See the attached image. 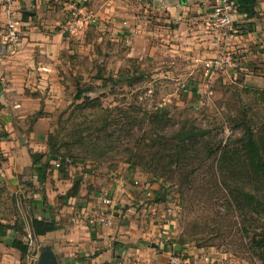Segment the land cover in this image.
<instances>
[{
	"label": "rangeland",
	"instance_id": "obj_1",
	"mask_svg": "<svg viewBox=\"0 0 264 264\" xmlns=\"http://www.w3.org/2000/svg\"><path fill=\"white\" fill-rule=\"evenodd\" d=\"M111 1H82V5L70 9V21L63 28L67 34H78L86 28L87 34L99 35L98 43L90 48H77L81 43H72L74 55L60 67L61 82L71 98L53 106L50 113L41 159L50 165V177L56 171L70 178L72 185L80 184L81 197L73 200L76 209L82 204L76 213L78 216L81 212L80 219L93 211L94 198H109L114 206L109 214L113 224L106 227H115V217H128L144 229L150 245L171 248L173 254L184 259L195 249L199 261L206 264H263L252 240L256 232H262L264 220L253 215L259 223L255 224V232L249 229V223L230 201L225 185L218 180L216 156L210 157L207 151L209 147L218 149L220 155L228 143L235 145V140L244 135V129L237 125L245 121L252 124L258 139L264 140V106L257 95V91L264 90V69L239 71V56L225 51L215 58L230 57L231 65L217 72L206 68L213 57L200 64L187 58L176 62L160 56L145 58V54L129 57V40L117 36L112 23ZM122 1L125 9L132 2L130 11L138 12L140 21L161 24L146 7V0ZM84 7L87 11L82 10ZM99 11L102 13L97 15ZM77 20V28L70 32L71 22ZM157 25H153L155 30ZM236 35L219 34V38ZM78 86L89 91L86 96L91 100L100 98L101 105L92 102L84 107L82 101H75ZM159 112L166 114L168 123L164 130L155 131L149 116ZM17 120L13 117L10 121L27 129ZM30 120L35 121L34 115ZM3 127L0 119V130ZM181 128L208 133L206 144L197 148L188 166L169 169L170 153L151 149L148 144L156 134L171 135ZM55 164H60L59 169ZM149 165L157 166L158 172L149 171ZM185 177H190L188 181L193 184H185ZM20 189L25 194L32 192L30 186ZM22 192L11 196L4 190L0 194V212L10 219L15 217L20 225L26 222L20 219L15 201ZM148 193L152 196L147 197ZM66 197L70 198L69 193ZM84 206L88 210L82 213ZM39 245L32 240V254ZM158 251L162 252L160 248Z\"/></svg>",
	"mask_w": 264,
	"mask_h": 264
},
{
	"label": "crops",
	"instance_id": "obj_2",
	"mask_svg": "<svg viewBox=\"0 0 264 264\" xmlns=\"http://www.w3.org/2000/svg\"><path fill=\"white\" fill-rule=\"evenodd\" d=\"M82 1L87 2L19 0L15 10L20 40L18 44L11 45L4 37L6 20L0 0V119L4 124V130H0V194L5 190L13 196L22 192V187H32L31 193L22 192L23 195L15 201L22 215L20 219H25L26 224L20 225L15 217L10 219L0 212V227L14 228H2L5 233L0 236V264H37L42 249L46 247L52 250L59 264H167L172 249L153 243L150 245L144 229H139L138 222L128 217H115L113 228L89 227L87 217L80 219L81 212L76 215L82 204L77 209L73 204V200L76 202L81 197L80 189L76 196L67 198L73 186L70 178L56 171L50 177V165L41 160L53 106L71 98L61 82L60 67L68 63L66 58L74 55L72 43H81L77 48H90L98 43L99 34H87L86 28L78 34H67L63 30L70 21V9L82 5ZM217 1L146 0V7L161 22L159 25L153 24V21H140L138 12L130 11L132 2L125 9L122 0H112L110 11L116 35L129 40V57L145 54V58L160 56L176 62L186 61L187 58L200 64L225 51L239 56V71L264 69V0H253L244 12L236 7L234 19L239 25L238 35L224 41L217 31L210 29L212 9ZM82 10L87 11V7ZM101 13L99 11L97 15ZM153 25H157L158 30ZM190 26H195V31ZM125 27L127 30H124ZM180 34L184 36L181 38ZM32 115L33 123L30 120ZM13 117L18 118L17 123L27 129L14 126L15 121H10ZM55 167L59 169L57 164ZM41 168H46L43 182L39 178ZM95 199L92 210L101 205L102 199ZM85 210L88 209H82V213ZM32 220H53L59 229L34 237L36 243H41L38 251L33 250L35 254H32L29 248L27 255L23 256L13 246L18 241L28 242V235H33ZM119 222L122 227H119ZM21 227H24L27 237L22 235ZM172 243L175 246V242ZM159 248L162 252L158 251ZM189 253L191 256L185 259V264H206L199 261L195 249Z\"/></svg>",
	"mask_w": 264,
	"mask_h": 264
},
{
	"label": "trees",
	"instance_id": "obj_3",
	"mask_svg": "<svg viewBox=\"0 0 264 264\" xmlns=\"http://www.w3.org/2000/svg\"><path fill=\"white\" fill-rule=\"evenodd\" d=\"M238 11H247L248 4L254 2L253 0H232ZM246 9V10H245ZM114 84L117 82L114 80ZM88 90L77 87L75 101H82L81 105L84 107L90 103H94L97 106L101 105L100 98L91 100L86 94ZM258 100L261 105L264 106V90L257 91ZM83 107V108H84ZM149 122L154 127L155 131L164 130L168 121L166 120V114L161 112L154 113L149 116ZM105 123L107 121L105 120ZM237 127L244 129L243 137L235 140V145L228 143L221 150L218 155V149L208 148L207 154L216 156L217 166L216 175L218 180L226 187V192L230 201H233L235 208L241 212L246 219V223H249V229L254 230L255 224H258V220L253 219V215L257 218L264 220V140H259L258 135L255 133L252 124L245 121L238 124ZM208 133L204 131H198L194 128H181L179 131L171 135L156 134L148 146L151 149L157 147L159 149H165L170 153V167L169 169L188 166L191 162V158L196 155L197 148H203L206 144L205 137ZM208 155V157H209ZM162 157L160 155L158 159ZM135 167V166H134ZM149 171L158 172L157 166H150ZM46 168L39 170L40 181H45L44 171ZM190 177H185L183 180L185 184H193V181H188ZM80 184L75 182L69 192L70 197H74L79 193ZM248 216L250 218L248 219ZM0 236L4 235L8 229H14L11 226L0 227ZM4 230H3V229ZM24 228V227H23ZM21 227V232L24 237L27 235L24 229ZM32 237L45 236L48 233L55 232L59 229V226L51 220H32ZM248 233V231H245ZM27 237V236H26ZM257 237L260 238L256 239ZM254 250L258 253V258L263 261L264 264V228L262 232L254 235L253 238ZM30 242L18 241L14 243L15 248L21 251L22 255H27L29 251Z\"/></svg>",
	"mask_w": 264,
	"mask_h": 264
},
{
	"label": "built area",
	"instance_id": "obj_4",
	"mask_svg": "<svg viewBox=\"0 0 264 264\" xmlns=\"http://www.w3.org/2000/svg\"><path fill=\"white\" fill-rule=\"evenodd\" d=\"M19 0H1L4 8L5 14V33L4 37L7 43L11 45L18 44L20 40V28L17 20V14L15 10V4ZM236 6L233 4L232 0H218L212 9V16L210 18V28L217 31L218 34H224L227 36H233L238 33V28L236 26L235 17ZM77 22L71 23V27L68 28L70 32H74L77 28ZM231 58L220 56L217 58L210 59L206 62V68L209 71L217 72L226 67V65H231ZM70 161L66 164L69 165ZM60 167V164H57ZM152 194L148 193L147 197H151ZM112 202L109 198H102L101 205L94 208L89 215H87V221L92 226H110L113 223L112 217H110V212L113 211L114 206L111 205ZM29 242H32V235H28ZM167 264H185V259L182 256L172 254L168 260Z\"/></svg>",
	"mask_w": 264,
	"mask_h": 264
},
{
	"label": "water",
	"instance_id": "obj_5",
	"mask_svg": "<svg viewBox=\"0 0 264 264\" xmlns=\"http://www.w3.org/2000/svg\"><path fill=\"white\" fill-rule=\"evenodd\" d=\"M1 90L2 88L0 86V93H1ZM37 264H59V263L57 262V259L54 253L52 252V250L46 247L42 249V252L37 261Z\"/></svg>",
	"mask_w": 264,
	"mask_h": 264
}]
</instances>
